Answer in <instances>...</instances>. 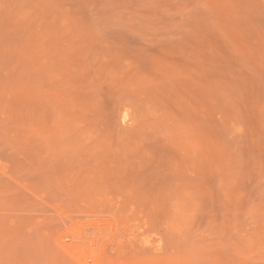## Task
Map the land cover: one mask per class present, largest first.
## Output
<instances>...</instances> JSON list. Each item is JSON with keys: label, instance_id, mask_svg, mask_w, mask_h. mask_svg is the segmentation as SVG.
I'll list each match as a JSON object with an SVG mask.
<instances>
[{"label": "rangeland", "instance_id": "1", "mask_svg": "<svg viewBox=\"0 0 264 264\" xmlns=\"http://www.w3.org/2000/svg\"><path fill=\"white\" fill-rule=\"evenodd\" d=\"M0 264H264V0H0Z\"/></svg>", "mask_w": 264, "mask_h": 264}]
</instances>
